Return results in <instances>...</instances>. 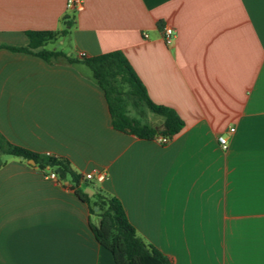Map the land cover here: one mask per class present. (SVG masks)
<instances>
[{
  "label": "crops",
  "instance_id": "0c3cea01",
  "mask_svg": "<svg viewBox=\"0 0 264 264\" xmlns=\"http://www.w3.org/2000/svg\"><path fill=\"white\" fill-rule=\"evenodd\" d=\"M81 1L83 11L69 0H0L1 135L68 161L91 201L116 197L172 264H264V0ZM65 29L58 41L69 39L71 51H55L122 52L183 129L166 145L119 132L86 66L8 49L27 47L28 32ZM142 111L144 124L163 126ZM1 162L0 264H116L71 178L58 184L30 161ZM93 170L107 178L90 187L83 177Z\"/></svg>",
  "mask_w": 264,
  "mask_h": 264
},
{
  "label": "trees",
  "instance_id": "16d2710c",
  "mask_svg": "<svg viewBox=\"0 0 264 264\" xmlns=\"http://www.w3.org/2000/svg\"><path fill=\"white\" fill-rule=\"evenodd\" d=\"M66 26H70V23ZM67 34V29L61 33L28 32L27 47L8 49L29 54H33L32 50L40 49L35 55L48 63L61 58L72 65L86 66L91 71L93 80L104 92L113 128L119 132L152 140L157 135L173 138L183 129L184 122L174 110L157 105L150 99L146 88L122 52L73 59L61 51L45 49L47 45ZM144 106L151 113L163 118L161 128H154L141 121ZM130 108L138 114L137 117L131 116ZM3 156L33 161L41 170L52 169L62 180L71 178L76 195L89 206L90 214L94 217L95 223H91V229L95 239L111 252L116 264H172L157 248L146 243L138 235L128 221L123 205L116 197L98 193L95 200L91 201L82 193L78 189L82 178L73 172L68 161L12 145L0 133V167L3 165L1 162Z\"/></svg>",
  "mask_w": 264,
  "mask_h": 264
},
{
  "label": "built area",
  "instance_id": "2783aa9c",
  "mask_svg": "<svg viewBox=\"0 0 264 264\" xmlns=\"http://www.w3.org/2000/svg\"><path fill=\"white\" fill-rule=\"evenodd\" d=\"M68 8L69 10H76V11H83L84 10V4L81 0H69L68 2ZM175 38H176V32L172 27H167L164 29L163 31V39L166 43L167 46H172L175 42ZM85 57V55H81V58ZM230 133H234L235 129H230L229 130ZM156 140L162 144V145H166L169 143V138L162 136V135H158L156 137ZM219 143L220 146L223 150H227L228 146H229V141L228 138L226 136H220L219 137ZM44 177L47 180H52L57 182L58 184H62L63 180L59 178L58 174L55 173L52 169L50 168H46L44 170H42ZM107 178V174L103 171H99V170H93L91 172H88L84 175L83 180L87 183H98L101 184L103 183Z\"/></svg>",
  "mask_w": 264,
  "mask_h": 264
},
{
  "label": "rangeland",
  "instance_id": "374dc122",
  "mask_svg": "<svg viewBox=\"0 0 264 264\" xmlns=\"http://www.w3.org/2000/svg\"><path fill=\"white\" fill-rule=\"evenodd\" d=\"M58 40H59V38L57 39V41ZM61 43H63V44H61ZM70 44L71 43H70V40L69 39H64V40L62 39V40H60L58 42H53V43L49 44L47 46V49L48 50H54V49H56L60 45L59 50L64 51L65 53H70V51H71V45ZM5 157H7V156H5ZM93 184L94 183H89V186L90 187H93Z\"/></svg>",
  "mask_w": 264,
  "mask_h": 264
},
{
  "label": "water",
  "instance_id": "95a60500",
  "mask_svg": "<svg viewBox=\"0 0 264 264\" xmlns=\"http://www.w3.org/2000/svg\"><path fill=\"white\" fill-rule=\"evenodd\" d=\"M30 163H31L32 165H35V163H34L33 161H30ZM95 210L97 211V208H96Z\"/></svg>",
  "mask_w": 264,
  "mask_h": 264
}]
</instances>
